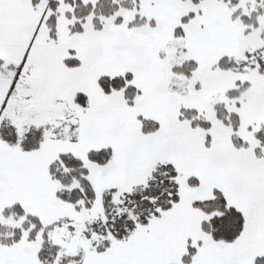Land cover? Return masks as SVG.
Wrapping results in <instances>:
<instances>
[{"label": "snow or ice", "instance_id": "6c2138e0", "mask_svg": "<svg viewBox=\"0 0 264 264\" xmlns=\"http://www.w3.org/2000/svg\"><path fill=\"white\" fill-rule=\"evenodd\" d=\"M0 264H264V0H0Z\"/></svg>", "mask_w": 264, "mask_h": 264}]
</instances>
